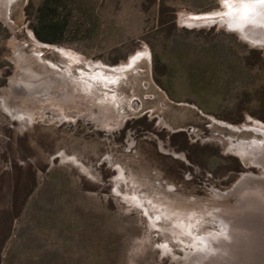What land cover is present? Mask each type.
<instances>
[{"label":"rangeland","instance_id":"obj_1","mask_svg":"<svg viewBox=\"0 0 264 264\" xmlns=\"http://www.w3.org/2000/svg\"><path fill=\"white\" fill-rule=\"evenodd\" d=\"M50 1L0 0V258L263 264L264 4Z\"/></svg>","mask_w":264,"mask_h":264},{"label":"bare ground","instance_id":"obj_2","mask_svg":"<svg viewBox=\"0 0 264 264\" xmlns=\"http://www.w3.org/2000/svg\"><path fill=\"white\" fill-rule=\"evenodd\" d=\"M261 6H263L262 3H260ZM39 43V42H38ZM42 43V42H41ZM67 51V50H65ZM68 52V51H67ZM260 155V154H259ZM261 156V155H260ZM262 158L264 159V155H262ZM254 211L256 209H253ZM256 214V213H255ZM230 221L229 219H227V224H229ZM236 221L231 225L232 228H235L236 227ZM229 226V225H228ZM237 229V232L236 234H239L240 238H238V236L236 237V240H238L237 242H239L238 244H240V246H238L236 243V240L235 241H229L228 245H226V247L224 248L223 246V250L219 252V254L221 255V260L220 262L222 264H254V258H250V259H246L244 254L246 252L245 249H242V241L245 237V235L243 234V230H240L239 227L236 228ZM242 243V244H241ZM237 246V247H236ZM218 261V260H217ZM216 261V262H217ZM262 261V260H261ZM219 262V261H218ZM264 262V261H263ZM220 263V264H221ZM264 264V263H263Z\"/></svg>","mask_w":264,"mask_h":264},{"label":"trees","instance_id":"obj_3","mask_svg":"<svg viewBox=\"0 0 264 264\" xmlns=\"http://www.w3.org/2000/svg\"><path fill=\"white\" fill-rule=\"evenodd\" d=\"M51 3L52 2L50 0H43V2L36 8L35 21L33 24L35 35L38 38L47 41H53L56 39L52 36H49V34L52 33L55 28L54 21L49 16L47 10L48 5ZM163 86H165V84H163ZM7 259L6 257L3 259L0 258V264H6Z\"/></svg>","mask_w":264,"mask_h":264},{"label":"water","instance_id":"obj_4","mask_svg":"<svg viewBox=\"0 0 264 264\" xmlns=\"http://www.w3.org/2000/svg\"><path fill=\"white\" fill-rule=\"evenodd\" d=\"M238 2H240L244 7H249V6H255L257 8V6L260 5L259 0H238Z\"/></svg>","mask_w":264,"mask_h":264},{"label":"snow or ice","instance_id":"obj_5","mask_svg":"<svg viewBox=\"0 0 264 264\" xmlns=\"http://www.w3.org/2000/svg\"><path fill=\"white\" fill-rule=\"evenodd\" d=\"M242 2H243V0H242ZM259 2L264 4V0H259ZM224 3L229 5V13L228 14H232V9L230 6V0H224Z\"/></svg>","mask_w":264,"mask_h":264}]
</instances>
